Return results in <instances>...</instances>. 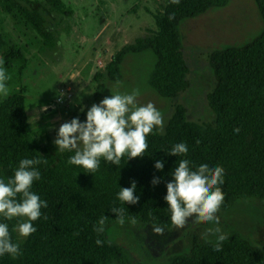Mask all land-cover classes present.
Instances as JSON below:
<instances>
[{
  "label": "trees",
  "instance_id": "obj_1",
  "mask_svg": "<svg viewBox=\"0 0 264 264\" xmlns=\"http://www.w3.org/2000/svg\"><path fill=\"white\" fill-rule=\"evenodd\" d=\"M46 1L59 12L71 13L61 0ZM0 2L7 14L19 16L44 46L52 45L53 33L41 14V0ZM227 2L180 0L174 5L165 0L161 10L152 14L156 28L124 45L111 57L106 66L107 78L113 82L120 80L121 63L127 54L151 51L155 62L148 85L162 97H177L189 86L179 24ZM255 3L262 20L261 31L243 45L213 50L208 55L215 83L207 94V104L214 120L189 121L186 109L175 105L164 131L153 129L146 137L148 148L141 157L128 159L125 154L119 165L101 157L99 168L88 173L69 164L74 152L56 148L54 139L45 130H30L24 89L0 101V179L6 182L11 178L21 159H40L36 166L40 179L33 182L31 191L48 204L41 209V217L32 222L37 230L28 237H21L16 231L26 217L6 220L0 215V223L8 224L12 242L21 251L17 257L0 256V264H130L124 250L106 235V229L118 222L110 209L124 208V222L135 220L154 227H173L164 196L171 172L182 159L189 160L193 170L201 164L224 169V183L220 185L224 201L219 210L227 211L237 201L249 198L264 202V0ZM173 14L174 19L169 20ZM8 45L6 37L0 34V57L6 69L23 56L20 49ZM95 78L98 83L94 100L104 89L101 76ZM237 128L239 131H234ZM181 142L188 147L186 155L166 154ZM157 160L164 162L160 171L154 168ZM154 177L160 179L155 186L151 184ZM132 181L136 183L139 202L124 205L117 194L120 188L130 187ZM102 216L107 219L104 231L98 234L94 227ZM97 239L104 241L103 246L95 243ZM215 242L203 244L194 238L187 252L174 254L168 264H264V242L257 244L231 235L220 252L213 250Z\"/></svg>",
  "mask_w": 264,
  "mask_h": 264
},
{
  "label": "rangeland",
  "instance_id": "obj_2",
  "mask_svg": "<svg viewBox=\"0 0 264 264\" xmlns=\"http://www.w3.org/2000/svg\"><path fill=\"white\" fill-rule=\"evenodd\" d=\"M61 1L71 9L70 14L41 0V14L53 33L50 46H44L19 16L7 14L0 2V34L6 37L8 46L23 53L20 60L6 69L11 77L7 81L8 95L24 89L30 130H45L53 139L64 121L74 117L85 121V107L98 104L106 96L133 91L138 93V105L151 102L161 112L164 126L163 130L154 127L157 132L164 131L177 104L186 109L187 120L212 122L215 115L207 104V94L215 80L208 65L209 53L243 45L262 29L255 0H228L223 7H212L199 16L182 20L178 30L189 68V86L177 97L165 98L148 85L155 62L151 51L127 54L121 63L119 81H110L106 76V66L117 51L156 28L152 14L161 10L165 0ZM99 75L104 89L94 100L98 83L95 76ZM3 98L0 95V101ZM216 215L221 231L228 236L239 235L257 244L264 242L263 201L239 200ZM214 227L213 223L190 218L183 228H162L163 234H157L154 226L116 222L106 229V235L124 250L130 264H168L174 254L186 253L194 238L203 244L216 241L215 235H205Z\"/></svg>",
  "mask_w": 264,
  "mask_h": 264
},
{
  "label": "clouds",
  "instance_id": "obj_3",
  "mask_svg": "<svg viewBox=\"0 0 264 264\" xmlns=\"http://www.w3.org/2000/svg\"><path fill=\"white\" fill-rule=\"evenodd\" d=\"M170 2L178 5L180 0ZM172 19L174 14L169 16V20ZM3 65L4 59L0 57V95L7 97V81L11 77ZM137 95L133 91L131 94L106 96L87 109L85 121L81 122L78 117H74L61 123L53 143L60 151L74 152L68 163L93 173L99 168L101 157L106 162L119 165L125 154L128 159L143 156L148 148L146 137L154 127L163 130L164 119L151 102L138 105ZM234 131L238 132L239 129ZM187 152V145L181 142L175 144L166 154L176 157L186 155ZM40 163V159H21L11 178L6 182L0 179V215L6 220L27 218L16 228L21 237H28L36 232L32 222L41 217L42 208L48 207L47 201L41 200L39 195L31 191L33 182L40 179L41 174L36 167ZM163 167L162 160H157L154 164L157 171ZM171 177V181L166 183L164 196L171 214V223L177 228H183L190 218H194L195 222L213 223L216 227L209 228L205 235H215L213 250L223 251L222 244L229 236L221 231L216 213L224 201V193L220 187L224 183V169L201 164L193 170L190 168V161L182 159L171 172ZM159 182V178L154 177L151 180L154 186ZM135 191L136 183L132 181L130 187L120 188L117 198L124 205H134L139 202ZM110 212L115 214L119 223L124 222V208L113 207ZM106 219V216L99 219L98 226L94 227L95 232L99 234L104 231ZM154 231L163 234L160 227H156ZM95 243L103 246L104 241L97 239ZM5 254L17 257L21 255V251L19 245L12 242L8 224L0 223V256Z\"/></svg>",
  "mask_w": 264,
  "mask_h": 264
}]
</instances>
